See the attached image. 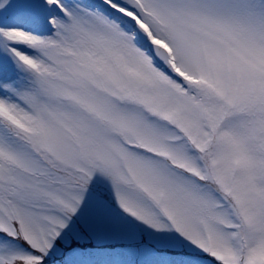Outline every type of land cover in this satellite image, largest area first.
<instances>
[{
    "label": "snow or ice",
    "instance_id": "obj_1",
    "mask_svg": "<svg viewBox=\"0 0 264 264\" xmlns=\"http://www.w3.org/2000/svg\"><path fill=\"white\" fill-rule=\"evenodd\" d=\"M0 264H264V0H0Z\"/></svg>",
    "mask_w": 264,
    "mask_h": 264
}]
</instances>
